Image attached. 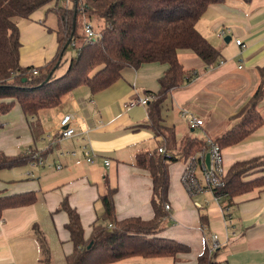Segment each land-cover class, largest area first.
<instances>
[{
  "label": "crops",
  "instance_id": "obj_1",
  "mask_svg": "<svg viewBox=\"0 0 264 264\" xmlns=\"http://www.w3.org/2000/svg\"><path fill=\"white\" fill-rule=\"evenodd\" d=\"M65 5L68 7L70 2L65 1ZM54 10L50 4L34 11L27 19L15 20L19 28L22 67H42L56 55L58 23ZM196 28L218 51L219 57L213 65L206 66L193 53L184 54V60L195 65L188 70L193 72L184 87L195 86L198 94L216 101L215 112L220 106L224 107V119L236 121L259 85L258 68L264 66V0H225L209 5ZM235 39L241 40L242 45L236 46ZM166 68L165 64L157 62L137 69L124 68L119 79L97 93L92 94L86 86L72 90L64 95L63 103L37 113L42 135L35 141L17 104L0 115V152L15 155L28 150L45 151L40 157L41 163L33 161L0 170V195L28 191L37 194V200L31 205L2 211L0 264H38L41 254L31 233L33 225L46 237L51 264H65L73 244L64 228L66 213L55 211L63 198L77 212L84 239L89 237L93 222L103 211L99 197L107 187L116 189L117 219L153 218L149 203L150 178L147 171L134 166L133 162L136 154L155 151L160 140L144 127L146 107L128 104L147 96L145 91L156 92L158 79ZM179 88L181 86L172 90L162 110V124L175 128L177 142L187 135L177 131L180 116L187 127V117L180 114L185 110L181 100L177 98L174 105L175 91ZM207 110L201 106L195 108L196 114L188 111L202 120V125L193 130L187 127L189 131L201 128L200 133L206 134L202 126L209 115ZM258 110L264 118V99L258 103ZM65 114L74 116L71 125L76 135L57 140L59 121ZM207 139L211 138L207 136L202 140ZM84 141L95 153L91 164L85 162L82 155ZM50 144L53 145L50 147ZM71 150L76 152L75 156H59ZM222 155L225 170L235 161L264 156V123L242 143L222 149ZM106 159L110 162L108 166L104 164ZM182 169V161L169 164L166 202L170 210L164 209L167 215L163 222L167 225L158 234L189 247L188 253L170 258L173 264H196L204 247L210 246L213 235H216L218 248L212 254L218 264H262L264 187L218 204L210 192L190 196L180 180ZM205 201L208 203L204 204ZM200 216H205L203 226Z\"/></svg>",
  "mask_w": 264,
  "mask_h": 264
},
{
  "label": "trees",
  "instance_id": "obj_2",
  "mask_svg": "<svg viewBox=\"0 0 264 264\" xmlns=\"http://www.w3.org/2000/svg\"><path fill=\"white\" fill-rule=\"evenodd\" d=\"M65 1L0 0V115L8 113L17 104L26 117L34 141L42 135L37 113L58 106L64 95L72 90L86 86L94 94L119 79L124 68L137 69L153 62L167 66L158 79L159 89L144 92L150 98L145 105L147 121L144 127L160 140L158 147H163L165 154L158 153L157 149L140 152L133 162L134 166L147 171L150 178L149 203L153 218L117 219L116 189L107 187L99 197L103 211L93 222L89 237L84 239L77 212L63 198L55 211L66 213L64 228L73 244L65 264H110L132 257L175 258L180 253H188L189 247L185 244L158 235L165 228L163 219L167 215L164 205L169 187L168 167L206 151L208 145L206 140L197 137L177 142L175 128L162 124V110L172 90L188 81L193 72L184 69L178 59L179 51L192 52L206 66L218 60V51L200 34L196 24L209 5L225 0H68V7L64 6ZM50 4L55 8L58 23L56 55L42 67H22L19 64V28L15 19H27L34 11ZM93 17L103 20V26L96 39L88 43L84 24ZM69 45L75 48L76 55L70 58L63 75L55 78L54 70ZM33 68L37 69V74L31 73ZM257 72L259 85L236 116L239 120L221 136L211 139L221 150L242 143L264 123L258 110V103L264 99V66ZM43 152L28 150L15 155L0 152V170L36 162ZM263 187L264 156H257L232 163L225 170L222 185L213 189V193L224 204ZM36 200L34 191L0 195V218L3 210L31 205ZM200 223L205 224V216H200ZM31 233L40 249L38 264H51L45 235L37 225L31 227ZM196 264L218 263L205 246Z\"/></svg>",
  "mask_w": 264,
  "mask_h": 264
},
{
  "label": "built area",
  "instance_id": "obj_3",
  "mask_svg": "<svg viewBox=\"0 0 264 264\" xmlns=\"http://www.w3.org/2000/svg\"><path fill=\"white\" fill-rule=\"evenodd\" d=\"M68 0H66L67 4ZM66 6V5H65ZM80 10V8H78ZM84 33H85V40L88 43L93 42L97 34L93 32L92 27L88 24H84ZM234 44L236 46H241V40L235 39ZM32 74H37V69L33 68L31 70ZM150 100L149 96H144L137 98L135 101L129 102V106H133L135 104H140L145 106L147 102ZM180 114L184 117H187V124L190 129H194L202 125V120L193 116L186 110H181ZM74 116L72 114H65L59 121L60 129L58 130V139H69L75 136V129L71 125ZM82 145V155L84 157L85 162L91 164L93 163L95 153L92 148L88 145L87 141ZM206 144L208 145V149L204 152H200L189 157L183 163V169L181 172L180 180L182 185L184 186L186 192L190 196H194L203 192H210L213 196V201L221 204L220 198L215 196L213 193V189L219 188L222 185V178L225 174V167L223 164L222 158V150L219 145L215 142H211V139L206 140ZM158 153L165 154L163 147L157 148ZM65 154H70L71 156H75L76 152L71 150L67 152H61L59 156L62 158ZM206 154L209 155V165H206L205 156ZM36 162L41 163V159H38ZM109 160H104V164L106 166L109 165ZM60 168V165L57 166ZM208 202L205 201L204 204ZM197 207H201L200 204H195ZM164 209L166 211L170 210L169 204L164 205ZM108 227H111V224H108ZM209 252L213 253L218 248V243L216 239V235L211 237V244L208 246ZM264 264V262L262 263Z\"/></svg>",
  "mask_w": 264,
  "mask_h": 264
},
{
  "label": "rangeland",
  "instance_id": "obj_4",
  "mask_svg": "<svg viewBox=\"0 0 264 264\" xmlns=\"http://www.w3.org/2000/svg\"><path fill=\"white\" fill-rule=\"evenodd\" d=\"M60 3H61L60 5L63 6L62 2ZM20 19L21 18H16L15 20L17 21ZM87 23L92 27L93 32L95 34L99 33L100 29L103 26V20L99 19L98 17H93L87 20ZM78 32L79 34L81 33L80 28H78ZM79 44H80L79 42H76V46H79ZM191 53L192 52L187 51V50H181L178 52L179 59L182 62L184 69L187 71L191 69L192 67L193 68L195 67L194 62L184 60L185 59L184 54H191ZM75 55H76L75 48L72 45H69L68 48L65 50L64 56L62 57L59 66L56 67L54 70L55 78L63 75V73L66 71L70 58L75 57ZM184 86H186V83L182 85L181 88H179V90L175 91V94H176L174 96L175 100L173 99L174 105H175L177 98H179V100H181V103H182V104L180 103L181 107L185 109L186 111L196 114L195 108H198V107L201 108V106H204V107H207L208 109L207 111L209 112L208 117L205 115L206 120L204 121V125L202 126L203 131H205L206 134H204V132L200 133L201 128L195 129L194 131H189V129H187L188 124L186 127V122L184 121V118L180 116L181 122L178 124L177 131L183 135H185V133L187 134L184 137V139L193 137V136L198 137L199 139H204L207 136L210 137L211 139H214L216 137L221 136L223 133H225L228 129H230L233 125H235V123L239 120L237 119L236 121H234L230 119L229 120L224 119L225 117L224 107L220 106L218 110H216L215 112V107L213 104H216V101H212L211 98L198 94L195 86L190 85L192 87H190L189 89L188 88L186 89ZM63 101L64 99H62V103ZM47 110H51V109H47ZM177 131H176V134H177ZM222 158H223V155H222ZM163 225H167L166 222H163ZM209 244H211V238L209 240ZM110 264H173V262H172V259L170 258L146 259L142 257H132V258L116 261Z\"/></svg>",
  "mask_w": 264,
  "mask_h": 264
},
{
  "label": "water",
  "instance_id": "obj_5",
  "mask_svg": "<svg viewBox=\"0 0 264 264\" xmlns=\"http://www.w3.org/2000/svg\"><path fill=\"white\" fill-rule=\"evenodd\" d=\"M65 46H67V43H66ZM48 78H49V76L46 77V80H47ZM205 162H206V165L208 166V165H209V155H208V154H206V156H205Z\"/></svg>",
  "mask_w": 264,
  "mask_h": 264
}]
</instances>
